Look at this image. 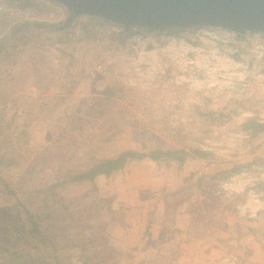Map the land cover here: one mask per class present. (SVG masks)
Segmentation results:
<instances>
[{
	"label": "rangeland",
	"instance_id": "rangeland-1",
	"mask_svg": "<svg viewBox=\"0 0 264 264\" xmlns=\"http://www.w3.org/2000/svg\"><path fill=\"white\" fill-rule=\"evenodd\" d=\"M67 17L61 4L0 0V244L13 255L0 264H264V231L253 253L218 213L248 193L264 200V131L240 128L264 121V27L237 37ZM195 146L211 155L69 179L127 149Z\"/></svg>",
	"mask_w": 264,
	"mask_h": 264
},
{
	"label": "water",
	"instance_id": "water-1",
	"mask_svg": "<svg viewBox=\"0 0 264 264\" xmlns=\"http://www.w3.org/2000/svg\"><path fill=\"white\" fill-rule=\"evenodd\" d=\"M67 22L87 13L124 27L212 26L243 34L264 27V0H54Z\"/></svg>",
	"mask_w": 264,
	"mask_h": 264
},
{
	"label": "trees",
	"instance_id": "trees-1",
	"mask_svg": "<svg viewBox=\"0 0 264 264\" xmlns=\"http://www.w3.org/2000/svg\"><path fill=\"white\" fill-rule=\"evenodd\" d=\"M37 26H44L42 22H34ZM147 29V28H145ZM237 37H241L240 34ZM240 128L244 131H248L251 134H255L264 131V121H260L254 117L246 118L240 124ZM211 155V151L208 149H202L201 147L195 146L189 149L181 148H165L158 149L154 148L147 152H140L137 150H124L113 157H107L95 160L90 166L77 171L72 174L69 179L72 181H91L98 175H109L110 173L122 168L129 160H142L149 159L151 161H160L163 159H173L179 164L182 163L187 157L206 158ZM214 178V177H213ZM31 229L35 233L38 232V224L34 221V215L28 213L27 215ZM0 252H4L9 258L13 255L9 252L8 248L0 244ZM21 264V263H18Z\"/></svg>",
	"mask_w": 264,
	"mask_h": 264
},
{
	"label": "crops",
	"instance_id": "crops-1",
	"mask_svg": "<svg viewBox=\"0 0 264 264\" xmlns=\"http://www.w3.org/2000/svg\"><path fill=\"white\" fill-rule=\"evenodd\" d=\"M227 195V194H225ZM264 199V198H263ZM245 206H237L236 210H222L219 209V217H222L224 220L225 218H232V224L234 222H237V227L246 229L248 231L247 236L243 237V240H245L246 246H248L250 249H253V253H257L258 250L256 249L258 246V237L256 236V232L264 231V220H262V225H260V213L264 212V200H260L255 197V194L248 193L246 194V198L244 199ZM248 206V207H247ZM178 212V211H177ZM175 213V228L178 229V231L182 232L183 234L188 232L190 230V214H188L185 209H180L178 213ZM230 213V214H229ZM246 214V217L249 219L241 218V216H244ZM264 219V218H263ZM229 222V221H227ZM239 224V225H238ZM247 226V227H246ZM257 227V229H255ZM259 228V229H258ZM187 239H179L178 247L186 248V247H196L200 245L197 241H190L185 242ZM264 242V240L262 239ZM184 252V250H183ZM259 253V252H258ZM178 258L182 259L180 261L186 262V260H183L184 255L178 256ZM177 258V259H178ZM177 262V260H175ZM179 261V260H178Z\"/></svg>",
	"mask_w": 264,
	"mask_h": 264
},
{
	"label": "built area",
	"instance_id": "built-area-1",
	"mask_svg": "<svg viewBox=\"0 0 264 264\" xmlns=\"http://www.w3.org/2000/svg\"><path fill=\"white\" fill-rule=\"evenodd\" d=\"M41 1H43V2H45V3H48V4H57V5H60V3L59 2H56V1H54V0H41Z\"/></svg>",
	"mask_w": 264,
	"mask_h": 264
}]
</instances>
